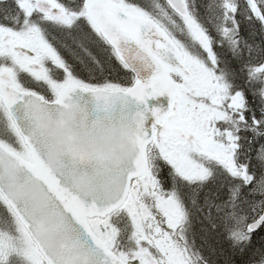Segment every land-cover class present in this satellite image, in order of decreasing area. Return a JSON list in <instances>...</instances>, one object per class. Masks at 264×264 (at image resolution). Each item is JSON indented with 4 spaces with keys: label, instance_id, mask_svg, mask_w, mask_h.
Instances as JSON below:
<instances>
[{
    "label": "snow or ice",
    "instance_id": "snow-or-ice-1",
    "mask_svg": "<svg viewBox=\"0 0 264 264\" xmlns=\"http://www.w3.org/2000/svg\"><path fill=\"white\" fill-rule=\"evenodd\" d=\"M0 264H264V0H0Z\"/></svg>",
    "mask_w": 264,
    "mask_h": 264
}]
</instances>
